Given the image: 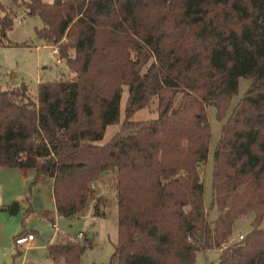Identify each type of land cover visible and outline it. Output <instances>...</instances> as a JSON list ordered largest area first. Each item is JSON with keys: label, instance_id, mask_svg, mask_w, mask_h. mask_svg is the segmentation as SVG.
I'll use <instances>...</instances> for the list:
<instances>
[{"label": "trees", "instance_id": "trees-1", "mask_svg": "<svg viewBox=\"0 0 264 264\" xmlns=\"http://www.w3.org/2000/svg\"><path fill=\"white\" fill-rule=\"evenodd\" d=\"M11 1L41 20L37 37L73 77L40 82L35 98L25 84L0 86V169L34 170L31 186L51 180L65 218L91 202L103 216L98 185L110 182L118 229L108 264H195L213 249L218 264H264V0ZM14 16L0 5L1 48L26 46L8 41ZM242 78L249 86L227 115ZM151 103L155 118L133 120ZM209 106L222 122L212 222L199 171ZM0 210L16 214L19 205ZM249 212L251 230L232 241ZM70 238L47 247L53 264L80 263L90 245Z\"/></svg>", "mask_w": 264, "mask_h": 264}, {"label": "rangeland", "instance_id": "rangeland-1", "mask_svg": "<svg viewBox=\"0 0 264 264\" xmlns=\"http://www.w3.org/2000/svg\"><path fill=\"white\" fill-rule=\"evenodd\" d=\"M52 3L53 0H43ZM0 5L11 7L14 13L12 30L8 33V41L26 46L0 47V86L3 88L15 87L21 84L28 86L32 97L37 96V87L40 82L61 79L67 77L70 72L64 62L58 61L57 55L50 46L44 45L37 37L36 29L42 26L41 20L29 17L25 9L19 5H13L11 0H0ZM70 78L73 75L68 76ZM249 81L239 80L238 93L232 98L227 115L237 101L243 96ZM127 98V90H124L120 110L121 120L124 118V106ZM157 116L156 104L151 103L143 110L138 111L133 120H145ZM207 117L211 126V141L207 162L199 166L200 179L204 188V204L208 211V221L212 222L217 216V211L210 208L211 202V174L213 169V151L218 141L222 122L215 118V108H207ZM119 129V125L108 126L101 143L107 142L113 133ZM34 179L32 169H0V207L17 202L19 210L16 215L0 211V264H53L47 256L46 247L55 234L68 235L71 240L78 233L83 238L76 240L85 242L88 247L80 258L79 264H108L114 252L117 241V207L115 193L110 182L98 185V193L101 194L100 206H103V216L92 215L91 202L84 212L74 218L58 217L51 196V183L49 180H41L31 186ZM48 213V217L43 214ZM254 214L249 212L245 217L235 221L232 231V241H238L239 236H245L251 230V221ZM55 222L57 230L53 229ZM264 228V221L261 224ZM33 232L35 242L29 247L16 246L13 238L19 232ZM16 251L21 252L16 258H12ZM218 251H199L195 264H218Z\"/></svg>", "mask_w": 264, "mask_h": 264}, {"label": "crops", "instance_id": "crops-1", "mask_svg": "<svg viewBox=\"0 0 264 264\" xmlns=\"http://www.w3.org/2000/svg\"><path fill=\"white\" fill-rule=\"evenodd\" d=\"M51 48H52V51L55 53V55H56V52H57V50L55 49V47H53V46H50ZM59 61V60H58ZM33 172H34V170H33ZM34 175H35V173H34ZM44 180H49V179H44ZM50 181V183H51V186H52V181L51 180H49ZM51 191V196H52V189L50 190ZM52 200H53V203H54V199H53V196H52ZM17 203V202H16ZM54 207H55V203H54ZM0 211H3V210H0ZM4 212H6V211H4ZM8 213V212H7ZM18 213V212H17ZM16 213V214H17ZM10 214V213H9ZM16 214H11V215H16ZM55 214L58 216V214H57V212H56V208H55ZM43 216L44 217H48V213H44L43 214ZM58 217H60V216H58ZM53 224H56L55 222H53L52 223V227H53ZM53 229H54V227H53ZM56 231V230H55ZM20 233V232H19ZM18 233V234H19ZM28 234H32L33 236H34V242H35V234L33 233V232H25V234H24V236L23 237H25L26 235H28ZM58 233L57 234H55L54 236H52L51 237V240L49 241V243H48V245H47V247L50 245V244H52L57 238H58ZM33 242V243H34ZM47 247H46V251H47ZM20 253L21 252H19V251H16V253H14V255L12 256V258L14 259V258H16V256H18V255H20ZM47 256H48V253H47ZM49 257V256H48Z\"/></svg>", "mask_w": 264, "mask_h": 264}, {"label": "built area", "instance_id": "built-area-1", "mask_svg": "<svg viewBox=\"0 0 264 264\" xmlns=\"http://www.w3.org/2000/svg\"><path fill=\"white\" fill-rule=\"evenodd\" d=\"M53 227H54L55 230H57V225L56 224H53ZM82 238H83V234L82 233H78L76 235V237L74 239H72V240L76 241V240H79V239H82ZM242 238H243V236H239L240 240ZM33 242H34V236L32 234H28L25 237L16 239L15 245L16 246H20V247L25 246V248H27L30 245H32Z\"/></svg>", "mask_w": 264, "mask_h": 264}, {"label": "water", "instance_id": "water-1", "mask_svg": "<svg viewBox=\"0 0 264 264\" xmlns=\"http://www.w3.org/2000/svg\"><path fill=\"white\" fill-rule=\"evenodd\" d=\"M187 230H190V225L189 224H187Z\"/></svg>", "mask_w": 264, "mask_h": 264}]
</instances>
